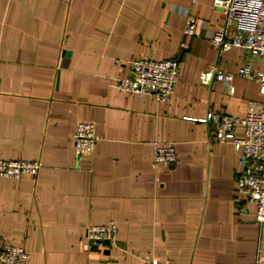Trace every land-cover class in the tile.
Segmentation results:
<instances>
[{
    "label": "crops",
    "instance_id": "0c3cea01",
    "mask_svg": "<svg viewBox=\"0 0 264 264\" xmlns=\"http://www.w3.org/2000/svg\"><path fill=\"white\" fill-rule=\"evenodd\" d=\"M187 17L201 21L193 36ZM223 25L210 0H0V160L40 164L0 176V243L28 264H264V224L235 192L238 156L200 121L262 99L236 75L243 51L210 46ZM149 57L178 61L167 103L117 85L123 62ZM213 67L235 75L231 94L199 82ZM80 122L94 126L91 155L74 149ZM167 143L175 161L155 163ZM108 224L118 246L89 247L86 227Z\"/></svg>",
    "mask_w": 264,
    "mask_h": 264
},
{
    "label": "built area",
    "instance_id": "2783aa9c",
    "mask_svg": "<svg viewBox=\"0 0 264 264\" xmlns=\"http://www.w3.org/2000/svg\"><path fill=\"white\" fill-rule=\"evenodd\" d=\"M213 9L224 16V25L215 29L209 37L210 46L218 53L239 49L245 58L236 75L255 80L262 97L260 101H248L245 114L233 116L226 113H208L201 122L208 123L211 142H229L238 156L235 192L254 206V220L264 224V69L257 70L254 63L264 64V0H210ZM201 27V21L187 17L184 34L193 36ZM185 48V46H183ZM118 64L119 61H114ZM125 73L116 79L120 90L139 96H150L167 103L179 81L177 59L155 60L151 57L123 62ZM235 75L216 67L200 74L199 82L208 85L212 81L223 84L229 94L233 92L231 81ZM242 130V136L236 131ZM97 137L91 123H78L73 145L77 155H91ZM176 152L172 143L155 147V163H172ZM40 168L37 161L0 160V176L19 179L36 176ZM90 246H118L117 228L114 224L88 225L83 234ZM258 261L260 258L257 259ZM29 254L20 246L0 243V264H28ZM144 264H161L154 258ZM167 264V263H166Z\"/></svg>",
    "mask_w": 264,
    "mask_h": 264
}]
</instances>
